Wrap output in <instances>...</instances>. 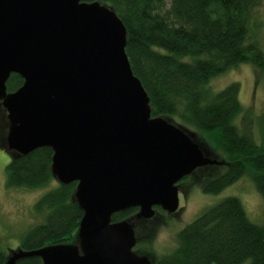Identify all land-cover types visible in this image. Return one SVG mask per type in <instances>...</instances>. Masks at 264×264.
I'll use <instances>...</instances> for the list:
<instances>
[{
	"label": "water",
	"instance_id": "95a60500",
	"mask_svg": "<svg viewBox=\"0 0 264 264\" xmlns=\"http://www.w3.org/2000/svg\"><path fill=\"white\" fill-rule=\"evenodd\" d=\"M116 12L81 0H0V102L6 145L19 155L49 147L51 173L76 182L83 211L79 247L18 249L3 264L38 256L42 264H153L132 251V220L155 207L174 212L175 184L215 164L179 127L151 117L149 98L125 52ZM11 73L23 83L7 92ZM137 213L111 221L119 211Z\"/></svg>",
	"mask_w": 264,
	"mask_h": 264
},
{
	"label": "trees",
	"instance_id": "16d2710c",
	"mask_svg": "<svg viewBox=\"0 0 264 264\" xmlns=\"http://www.w3.org/2000/svg\"><path fill=\"white\" fill-rule=\"evenodd\" d=\"M114 10L126 30L125 52L133 74L149 98L151 117H172L203 134L227 158L222 173L202 190L216 194L249 175L264 202V143L236 123L243 109L238 84L213 90L210 80L240 63L264 75V50L250 36L258 0H81ZM23 83L11 73L5 83L13 92ZM1 103V102H0ZM52 150L41 147L16 154L5 167L6 186L36 189L51 180ZM76 182L58 184L34 204L43 221L29 228L20 249L62 244L77 235L83 211L73 198ZM119 211L111 221L132 216ZM6 254L0 250V264ZM14 264H42L28 256ZM153 264H264V223L252 222L242 202L227 196L206 208L176 234V245Z\"/></svg>",
	"mask_w": 264,
	"mask_h": 264
},
{
	"label": "rangeland",
	"instance_id": "374dc122",
	"mask_svg": "<svg viewBox=\"0 0 264 264\" xmlns=\"http://www.w3.org/2000/svg\"><path fill=\"white\" fill-rule=\"evenodd\" d=\"M258 1L259 6L250 22V36L256 37L264 50V0ZM231 83L238 84V100L243 109L236 123L240 129L252 135L258 144L264 143V75L258 74L250 63H240L213 77L209 85L213 90H219ZM162 118L184 131L198 145L203 156L215 160L216 163L196 168L175 184L178 194L176 211L167 212L160 207H155L151 217L132 220L135 235L132 251L137 255L145 256L154 263L160 255L174 249L176 234L181 228L194 220L206 208L215 205L227 196L239 198L249 219L254 223L263 224L264 202L256 191L250 176H242L216 194L204 192L202 186L222 173L227 158L215 151L203 134L195 133L184 127L175 118ZM8 128L9 121L0 103V250L6 254L5 261L13 251L20 249V241L24 233L43 221L41 215L34 213L35 202L45 192L60 184L51 173L49 183L40 188H9L6 186L5 167L17 154L7 149ZM136 213L137 210L132 216ZM62 244L74 245L81 253L77 235Z\"/></svg>",
	"mask_w": 264,
	"mask_h": 264
}]
</instances>
